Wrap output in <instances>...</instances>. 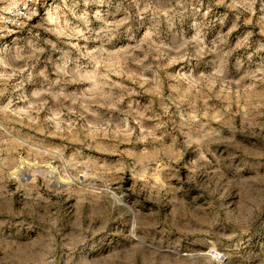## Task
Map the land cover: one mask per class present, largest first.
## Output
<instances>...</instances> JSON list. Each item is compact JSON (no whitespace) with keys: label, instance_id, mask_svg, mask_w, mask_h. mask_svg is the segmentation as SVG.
Instances as JSON below:
<instances>
[{"label":"rangeland","instance_id":"374dc122","mask_svg":"<svg viewBox=\"0 0 264 264\" xmlns=\"http://www.w3.org/2000/svg\"><path fill=\"white\" fill-rule=\"evenodd\" d=\"M24 3L0 264H264V0Z\"/></svg>","mask_w":264,"mask_h":264},{"label":"built area","instance_id":"2783aa9c","mask_svg":"<svg viewBox=\"0 0 264 264\" xmlns=\"http://www.w3.org/2000/svg\"><path fill=\"white\" fill-rule=\"evenodd\" d=\"M29 13L27 3L22 4L11 12L3 11L0 6V35H9L16 29Z\"/></svg>","mask_w":264,"mask_h":264},{"label":"bare ground","instance_id":"6f19581e","mask_svg":"<svg viewBox=\"0 0 264 264\" xmlns=\"http://www.w3.org/2000/svg\"><path fill=\"white\" fill-rule=\"evenodd\" d=\"M215 258H217V256H215ZM218 259L220 260V259H222V257H218Z\"/></svg>","mask_w":264,"mask_h":264}]
</instances>
